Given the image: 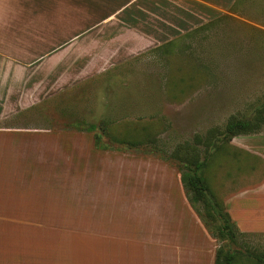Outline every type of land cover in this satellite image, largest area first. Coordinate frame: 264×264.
I'll use <instances>...</instances> for the list:
<instances>
[{"label":"rangeland","instance_id":"1","mask_svg":"<svg viewBox=\"0 0 264 264\" xmlns=\"http://www.w3.org/2000/svg\"><path fill=\"white\" fill-rule=\"evenodd\" d=\"M203 13L205 23L170 39L168 46L164 44L169 40H164L136 47L125 56L92 58L73 54L72 49L65 52L60 62L64 71L61 66L50 74L48 97L33 103L15 124L37 130L39 135L22 144V154L61 172L69 194L44 213L13 215L1 208L7 213L0 214V226H32L13 229L11 236L76 238L87 244L93 239L138 237L162 243L158 248L164 256L170 239L183 243L188 237L205 247L206 254L215 252L219 241L190 205L178 163L168 154L194 143L197 136L204 139L212 128L221 130L231 114L251 112L264 94V0H237L218 16L211 10ZM56 64V56L50 57V66ZM103 119L118 136L146 127L156 141L154 150H100L93 140L91 151L84 138L64 140L40 133H88L81 127L100 125ZM262 136L264 132L235 136L206 167L209 185L227 210L235 195L247 194L252 181L264 179V159L249 150ZM103 138L117 148L108 135ZM12 210L28 211L16 206ZM246 234L240 243L264 251L263 232ZM150 244L147 250L152 252ZM63 261L70 264L72 259Z\"/></svg>","mask_w":264,"mask_h":264},{"label":"crops","instance_id":"2","mask_svg":"<svg viewBox=\"0 0 264 264\" xmlns=\"http://www.w3.org/2000/svg\"><path fill=\"white\" fill-rule=\"evenodd\" d=\"M236 1L0 0V210L7 208L13 215L44 213V208H53L69 194L64 191L61 172L22 154V144L31 142L35 133L39 135L37 130L15 124L18 117L27 116L33 103L48 97L50 74L63 68L60 62L68 49L80 56H125L136 52V47L158 45L205 23L208 17L202 16L203 10L218 16ZM55 56L57 67H51L50 57ZM43 132L64 140L84 138L92 151L94 135L89 132ZM249 150L264 159V137ZM232 203L228 211L240 231L264 233V179L252 181V190L235 195ZM14 206L28 211H14ZM8 225L0 226V264H68L65 258L72 259L70 264L215 263L216 250L206 254L205 247L188 237L183 243L180 238L170 239L168 256H164L160 254L162 243L150 244L138 237L93 239L87 244L84 241L88 240L76 238L11 236L13 229L32 226ZM43 242L47 243L44 247L39 244ZM149 244L155 247L152 252L147 250Z\"/></svg>","mask_w":264,"mask_h":264},{"label":"trees","instance_id":"3","mask_svg":"<svg viewBox=\"0 0 264 264\" xmlns=\"http://www.w3.org/2000/svg\"><path fill=\"white\" fill-rule=\"evenodd\" d=\"M172 42L173 40H169L164 45L168 46ZM110 123L109 120L103 119L100 125L89 123L81 129L93 133L95 146L100 150H154L152 147L156 141L146 127L136 134L118 136L111 132ZM79 131L83 130L79 129ZM263 132L264 94L252 104L251 112L231 114L221 130L212 128L204 139L202 136H197L194 143L186 142L170 154L167 153L169 158L175 159L178 163L181 181L190 205L197 212L210 235L219 241L214 264H264L263 250H254L240 243L241 237L247 235V232L239 230L225 203L212 191L205 173L211 158L235 136ZM106 135L110 137L111 142L117 143V148L104 142L103 137Z\"/></svg>","mask_w":264,"mask_h":264}]
</instances>
